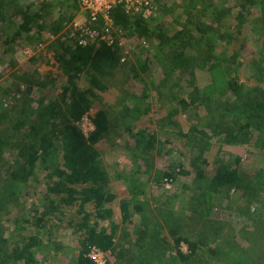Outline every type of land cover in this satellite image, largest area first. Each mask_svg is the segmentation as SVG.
Here are the masks:
<instances>
[{
  "label": "trees",
  "instance_id": "trees-1",
  "mask_svg": "<svg viewBox=\"0 0 264 264\" xmlns=\"http://www.w3.org/2000/svg\"><path fill=\"white\" fill-rule=\"evenodd\" d=\"M77 6V0H0L2 52L9 50L12 42L43 41L47 29L56 35L51 48L63 77L57 87L52 84L54 92L39 100L30 95L29 84L9 96L3 92L10 100L0 110V216L15 205L16 215L8 226L0 218V264H44L43 258H54L62 251L68 253L65 264H96L90 255L93 250L112 254L114 260L106 259L104 264H264L262 215L249 220L246 232L242 228L238 233L225 234L226 226L233 230L232 223L222 217H210L206 211L212 206V198H228L229 187L236 188L242 181L241 157L230 154L225 159L218 155L212 174L204 170L210 134L221 145L249 143L251 147L246 149L264 158V0H179L162 5L148 18L129 15L122 6H113L109 12L115 28H120V33L146 37L152 45L144 58H137L136 65L127 68L129 76L142 84L139 94L133 89L123 91L132 96V110H128V115L120 111L119 123L113 124L110 105L102 104L89 116L93 129L87 134L77 122L88 114L99 96L96 90L106 88L103 78L116 76L124 63L120 62L117 30L111 32L110 43L95 40L80 45L70 36L66 23L74 17ZM53 8H58L57 18L49 19ZM167 11L171 21L179 25L173 31L162 23ZM245 28L254 34L255 45L247 69L243 68L239 51L235 47L229 49ZM220 41L222 48L216 50ZM148 48L143 46L139 53ZM150 55L160 66L155 74L162 78L150 82L159 96L164 94L168 101V112L156 117L155 127L148 117L149 81L141 77L149 68ZM196 67L209 74V84L194 85V79L186 81L185 86L174 83V71L184 73ZM247 80L252 85L248 86ZM176 85L179 94L186 97L173 95ZM188 86L192 90H187ZM160 87L167 88V92L162 93ZM216 92L219 98L214 96ZM201 106L204 117L196 113L186 116L187 131L179 129L178 122L172 120L176 113L185 114L190 107ZM141 116L146 117L145 121L134 130L133 121ZM118 126L129 134L131 144L127 142V147L134 161L158 155L170 158L157 179L173 181L178 173L188 174L182 168L187 149V159L194 170L193 182L206 179V184L188 188V199L184 191L174 193L150 208L137 176L121 177L128 194L118 201L124 225L117 237L119 225L114 222L113 212L116 193L97 144ZM173 135L182 141V147L171 146ZM8 153L13 156L6 157ZM39 173L44 180L39 205L31 203L26 208L24 198L30 189L35 190L31 183ZM255 173L258 182H244V188H263L264 166L255 169ZM191 203L200 206L198 212ZM175 204L177 209H173ZM187 212L189 216L196 212L204 225L213 224L211 239L202 232L191 236L182 231L187 227ZM193 219L195 222L194 216ZM163 230L167 233L160 236ZM60 234H69L70 245L58 239ZM181 242L187 244L188 252L182 250ZM47 247L51 248L50 253Z\"/></svg>",
  "mask_w": 264,
  "mask_h": 264
},
{
  "label": "rangeland",
  "instance_id": "rangeland-1",
  "mask_svg": "<svg viewBox=\"0 0 264 264\" xmlns=\"http://www.w3.org/2000/svg\"><path fill=\"white\" fill-rule=\"evenodd\" d=\"M47 1L50 2L56 0ZM153 1L155 7L154 12L157 13L161 9L162 5H169L174 2H178L179 0ZM77 7L78 8L74 13V17L66 23V27L72 20L82 19L79 4ZM53 10V12L49 13V19L57 18L58 8H53ZM178 10H180V8H178ZM152 14L150 16H152ZM169 14L170 11H167L166 15L164 14L162 23L165 24V27H167L169 31H173L179 28V25L171 21V18H169L168 16ZM129 15H131V13H129ZM117 34L119 37L124 38L121 43L120 53V57L123 55L125 59L123 62H120L124 64L122 65V68L117 69L116 76H107L103 78V81L101 82L106 88L103 90H96L99 96L93 102V106L88 111V114L83 116L81 120L77 122L79 127L86 134L93 129V125L89 116L93 115V113L98 108H100L102 104H105L107 107H109L110 105L112 123L116 124L117 121L119 123L120 111L128 115V110H132L130 106L134 105V101L131 99L132 96L127 95V93H124L123 91L133 89L137 94L141 92V90H139L142 86L141 81L136 80L138 78H131V76H129L127 68L130 67V65H136L137 58H144L148 54L147 52L150 49L149 45H152V43H150V41H148L146 37L138 38L135 35H129L128 32H117ZM250 34L251 31L245 28V30L238 35V39H235L233 41V44L229 46V49L235 47L239 51L240 59L243 62L242 64L244 65V69H247L245 67L249 64L251 57L253 56V50L255 49V45L253 43L254 34H251V36H249ZM42 37L43 41L41 42H36L32 39L29 41L25 40L20 42H12L9 50L3 52L2 46L0 45V110L10 100L9 99L7 101L6 98L14 93L18 88L24 89L29 84L32 87V93L30 95L33 98L39 100L40 98H45L52 92H54V87H52V84L57 87V85L63 82V77L61 76V72L58 69L56 61L54 60L53 50L51 48V41L55 39L56 35L49 33L46 29L43 32ZM143 46L144 48H149L141 54L139 52H141ZM215 48L216 50H221V41L217 46H215ZM152 57V55L149 56V68L145 74L142 73L143 75L141 77H143V81H149V96L147 101L150 104V111L148 117L151 118L150 123L155 127L156 124L154 122H156V117H158L159 115L163 116L166 112H168V101L164 94H162L161 97L159 96L157 90L154 88V84L150 82V80L154 81L155 83L158 82V78H160L161 76H157L158 74H155L156 71H160V66H158V62L155 60V58ZM35 72H37L38 76L35 75ZM243 75L245 76L244 73ZM171 77L173 78L174 83L177 81V84H180L182 86H185L187 83L186 81H190L191 79H194L193 84L198 86L207 85L211 81L209 78V74L205 70L199 69L197 67L193 69V71L188 70L184 73L174 71V73L171 74ZM38 82H43L44 84L39 85L37 84ZM193 84H191V86ZM246 84L249 86L252 85V82L247 80ZM191 86H188L187 90H192ZM4 87L8 88L4 89ZM160 90L162 91V93L167 92V88L161 89L160 87ZM3 92H8V96L4 95ZM179 92V86H174V96L186 97V94H179ZM214 96H216V98H219L217 92ZM175 102L176 101L172 100V103L176 104ZM124 106L126 108V111L124 110ZM188 113H196L199 116L204 117L205 110L202 106L197 109L190 107V109L185 114L176 113L172 120L178 122L179 129L181 128L182 131H187L189 127V123L186 120V116L188 115ZM145 118L146 117L141 116L140 118H137L135 119V121H133V126L135 124V128L133 127L134 130L136 129V127L143 125V121H145ZM209 129V127H206L207 132L210 134ZM176 131L177 128H174V134ZM210 136L211 144L205 152V156L208 159L207 165H205L204 168L206 173L208 175H211L214 171L213 168L214 166H216V156L220 155L222 158L226 159L229 158L230 154L239 155L241 157L239 167L242 173L241 178L243 182L240 181L236 188L229 187L228 198H224L222 200L215 197L212 198L210 202L212 203V206L209 210L206 211L207 213L209 212L208 215L210 217H222L224 221H229L228 223H232L231 226L234 231H230V229L226 226L225 234H230V232L238 233L242 228L245 231L249 227L248 222L250 219L258 217L259 215H262V217H264V186L262 185L263 188H260V186L257 188H244V182L248 184L251 181L258 182V179L256 180L255 169H259L260 167H262V165L264 166V158L262 156H257V154L254 156V153L251 152V150H247L251 147V144L248 146L249 143L242 145H221L219 139L216 136H214L213 134H210ZM171 137V146L180 147L182 141H179L177 137H174V135ZM252 141L253 138L251 142ZM127 142L128 144H131L129 134L126 131L122 130L121 126H118L113 133H110V136L107 139H102L97 144V148L101 154V159L107 171H109L111 177V188L116 193L113 212L114 222L118 223L119 225L117 229V237L121 234V227L122 225H124L121 221L122 211L119 208L118 201L119 199L126 197L128 194L125 183L121 182V177L125 178V176L130 177L132 175L137 176L139 181L143 183V185H141L144 189L143 197L150 205V208H154L158 203L161 204L162 202L166 201L168 197L174 193L181 194V192L184 191L183 195L188 199V196H190L188 188L190 189L191 187L195 189V187L197 188L206 184V179H198L193 182L194 170L192 168L193 166L191 167L189 160L187 159V157L190 158V154H188L187 149H184V160L182 168L186 171H189V173H178L176 174V177L173 181H166L165 179H162V181L157 179L158 173L159 171H161L162 167L166 165L167 161H171L170 158L168 160L167 157L158 155L152 157L150 160L137 159L136 161H134L132 151H129L127 147ZM5 155L9 158L13 156L11 153ZM149 161H151L152 164H150ZM144 184L146 185L144 186ZM185 184L186 186H184ZM31 185L35 186V190L30 189V192L26 194V197L24 198L26 208L31 203L39 205L41 192L44 191V180L42 173L38 174V178L36 179V181L32 182ZM182 200L185 199L182 198ZM176 201L179 202L180 198H177ZM191 204L198 212L200 206L194 203ZM15 206L10 207L9 212L6 213V215L3 213L2 216H0L2 222H4V225L8 226L11 224L12 218L16 215V213H14L16 208ZM147 207L148 205L145 204L144 208L147 209ZM177 207L178 204H175V207L173 209H177ZM188 213L189 212L185 213L186 216L184 217V225H187V227L182 231L189 233V235L191 236L199 235V233L202 232L205 233L206 239H211L210 234L212 232V229H214V227L211 226L213 224L209 226L208 224L204 225L203 221H199V218L197 217L198 215L195 214L196 212L191 214V216L187 215ZM193 216L196 218L195 222L194 219L192 220ZM130 225L128 226L129 228ZM166 233L167 231L163 230L160 233V236H163ZM59 236L58 239L62 240V243H65L64 245H70L69 234H60ZM169 238L171 237L169 236ZM116 240H118V238ZM261 247L264 248V235L261 242ZM181 248L186 252H188L189 250L185 242H181ZM256 248L259 247L257 246ZM46 251L47 253H50L51 248L47 247ZM67 256V251H65V254H63L62 251L54 258H43V263L65 264V261H67ZM93 257L96 261V264H104L106 262V259H108L109 261L114 260L112 254H110L108 251H95Z\"/></svg>",
  "mask_w": 264,
  "mask_h": 264
},
{
  "label": "built area",
  "instance_id": "built-area-1",
  "mask_svg": "<svg viewBox=\"0 0 264 264\" xmlns=\"http://www.w3.org/2000/svg\"><path fill=\"white\" fill-rule=\"evenodd\" d=\"M78 4L82 19L72 20L66 29L80 45H86L95 40H105L109 43L113 41L111 32L117 30L120 33V28H115L109 12L115 5L122 6L128 14H139L144 18H148L155 9L153 0H78ZM99 22L103 23L101 27L96 26ZM116 37L118 44L121 45L124 38L119 37L117 33ZM120 60L122 62L125 60L123 55ZM95 251L99 252V250H93L90 255L93 256Z\"/></svg>",
  "mask_w": 264,
  "mask_h": 264
}]
</instances>
